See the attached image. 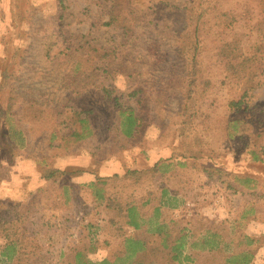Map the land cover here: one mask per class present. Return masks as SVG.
I'll return each instance as SVG.
<instances>
[{
  "label": "rangeland",
  "instance_id": "rangeland-1",
  "mask_svg": "<svg viewBox=\"0 0 264 264\" xmlns=\"http://www.w3.org/2000/svg\"><path fill=\"white\" fill-rule=\"evenodd\" d=\"M127 4L0 0V245L16 234L0 264L116 262L142 233L121 234L106 199L149 201L150 216L164 192L158 223L222 235L212 252L187 246L194 264H264V0ZM87 44L112 49L107 71H86ZM117 101L141 120L135 138Z\"/></svg>",
  "mask_w": 264,
  "mask_h": 264
},
{
  "label": "trees",
  "instance_id": "trees-1",
  "mask_svg": "<svg viewBox=\"0 0 264 264\" xmlns=\"http://www.w3.org/2000/svg\"><path fill=\"white\" fill-rule=\"evenodd\" d=\"M127 6L135 5V1L138 0H127ZM129 17H133V13H128ZM204 15H197L195 11H190V18L193 24H197ZM120 13L118 15L113 14L110 19V23L105 26H121L120 24ZM137 19V18H136ZM135 19V20H136ZM134 19L127 18L125 24L122 28L123 33L126 37L130 36L134 32ZM86 52L82 56L84 57L83 66L86 71L99 72L104 68L107 71V64H111V58L114 56L112 54L111 48H105L100 46H85ZM117 55L116 52H114ZM19 56V51H16L15 58ZM88 73V72H86ZM136 93L132 94L135 96ZM119 99V98H116ZM121 110V115L123 117V130L124 135L128 138H135L136 134L141 127V120L135 115V112L131 109H123V107L116 102ZM235 107H239V104H234ZM87 121H82L81 124H86ZM71 137L78 140L85 138L84 135L75 131ZM155 169L160 171L158 164L155 165ZM55 172L51 174L54 175ZM130 174H136V172H129ZM246 181V184L255 183L253 180ZM168 193H162L161 196L157 197L158 207H154L153 216L148 215L145 211L147 201L142 206H138L133 201H123V198H118V196L110 195L106 199L107 210L114 213L116 220L121 222V227L119 232L124 234L127 231L134 230L136 233H142L141 237L135 239H127V250L122 253V256L116 260V262H110L107 259L102 260H92L88 259L83 252L76 253L73 258V262L68 264H194L195 260L192 255L186 254L185 251L187 246L195 250L200 247L209 248L210 252L213 250H218L224 241H222V235L218 231H214L211 228L202 227L200 231L192 230L188 228L190 223L186 226L177 221H171L170 223H158L162 217V211L168 207L167 202ZM171 202L173 204L169 206L170 208H176L177 200L174 199ZM152 216V217H151ZM151 217V218H150ZM113 225H117L115 220H113ZM226 223H221L220 225H225ZM5 236L7 242L0 245V252H3L4 258L8 262H12L15 258L16 250V234L13 233L12 229H5ZM149 235L145 236V232ZM2 232V233H3ZM144 236V238H143ZM153 238L159 240L153 241ZM190 242V243H189ZM254 255L250 251H244L239 254L229 255L227 259L228 264H253Z\"/></svg>",
  "mask_w": 264,
  "mask_h": 264
}]
</instances>
